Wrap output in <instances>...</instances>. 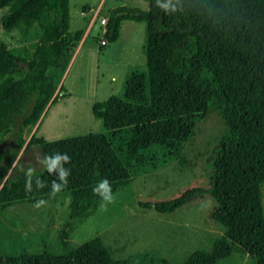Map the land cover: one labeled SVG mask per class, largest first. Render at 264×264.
Wrapping results in <instances>:
<instances>
[{
    "label": "trees",
    "instance_id": "trees-1",
    "mask_svg": "<svg viewBox=\"0 0 264 264\" xmlns=\"http://www.w3.org/2000/svg\"><path fill=\"white\" fill-rule=\"evenodd\" d=\"M145 1L146 10L117 7L106 20L107 42L118 38L123 19L146 23L147 70H132L121 95L92 104L104 130L55 140L33 135L23 149V130L57 99L56 77L49 70L67 67L81 31L69 32V0H0L2 28L35 26L37 34L26 53L0 42V210L53 201L68 192L69 219L82 216L101 199L93 192L100 181H129L149 164L156 167L160 158H173L215 109L226 132L212 160L208 192L215 201L211 217L224 233L209 250L191 251L182 264H216L235 250L264 264V0ZM121 11L127 14L118 15ZM21 65L25 71L17 75ZM31 147L38 148L41 161L57 153L71 158L64 164L70 169L67 185L54 197L51 185L60 183L59 172L25 164L20 153ZM29 168L34 169L31 191L25 188ZM37 179L43 188L36 187ZM194 194L157 205L171 208ZM0 264L125 261L114 259L94 238L62 254L0 256ZM161 264L170 263L162 259Z\"/></svg>",
    "mask_w": 264,
    "mask_h": 264
},
{
    "label": "rangeland",
    "instance_id": "rangeland-1",
    "mask_svg": "<svg viewBox=\"0 0 264 264\" xmlns=\"http://www.w3.org/2000/svg\"><path fill=\"white\" fill-rule=\"evenodd\" d=\"M95 1L91 15L100 6V0ZM105 8L103 5L101 12ZM2 13L1 9L0 17ZM99 26L97 22L87 39L91 47L99 42ZM77 28L74 20L69 32ZM36 37L35 26L23 25L14 30L0 26V42L18 53L31 51ZM111 45L108 43L107 47ZM99 53L84 49L65 82L67 67L49 70L56 77L57 99L55 102L51 99L35 125L23 130V149L33 135L55 140L104 130L101 119L91 112V86L99 78V72L115 71L119 66L110 65L112 56L101 60ZM24 71L21 65L17 75ZM122 91L115 94L121 95ZM225 132L224 120L217 110L211 109L173 158H160L156 167L149 164L145 173L112 184L115 202L108 204L106 210L101 207L104 202L100 199L82 216L69 219L68 192L61 193L56 200L45 201L41 207L22 202L0 210V256L43 251L62 254L94 238L114 259L124 260L125 264H161L162 259L170 264H182L191 251L209 250L213 241L224 233L222 225L211 217L215 201L208 190L212 182V160ZM20 156L25 164L32 163L42 171L38 148L21 151ZM193 191L196 194L171 208L157 205ZM260 192L264 212V183ZM216 264L257 263L249 254L235 250Z\"/></svg>",
    "mask_w": 264,
    "mask_h": 264
},
{
    "label": "crops",
    "instance_id": "crops-1",
    "mask_svg": "<svg viewBox=\"0 0 264 264\" xmlns=\"http://www.w3.org/2000/svg\"><path fill=\"white\" fill-rule=\"evenodd\" d=\"M72 2H74V4H72ZM96 3L95 0H69L70 26L75 20V23L78 26L76 31H81V36L77 46L71 52V57L64 77L65 82L72 72L77 59L81 56L82 51L84 52V49L87 51L94 50L100 52L99 57L101 60L107 56H112L110 65H118L119 68L115 71H108V73H105L106 71L99 72V78L96 79L94 85L91 86V104L106 99L108 96L115 94V91H122L126 78L132 70H139L142 72L147 70L145 53L147 33L146 23L144 21L123 19L121 21L118 38L114 42H107V44L112 43V45L107 47V44H100L101 36H103L105 31L101 19H107L111 10L121 6L137 7L146 10L148 8L147 2L145 0H104L101 2L100 0L98 4L100 6L95 8L94 13L91 15L90 12L92 11V7H94ZM81 5L87 8L83 9ZM103 5H105L106 8L105 11L101 12ZM82 22L84 24H81ZM97 22L100 24L98 32L101 30V35L99 42L94 47H91V43H88L87 39L90 38L91 32ZM66 94H70L69 90L68 92L66 91Z\"/></svg>",
    "mask_w": 264,
    "mask_h": 264
},
{
    "label": "clouds",
    "instance_id": "clouds-1",
    "mask_svg": "<svg viewBox=\"0 0 264 264\" xmlns=\"http://www.w3.org/2000/svg\"><path fill=\"white\" fill-rule=\"evenodd\" d=\"M162 7H164L162 5ZM70 157L67 154H59L57 153L55 156H50L46 157L44 160L40 161V163L46 165V170L49 173H52L54 171L59 172V181L60 183H56L55 181L52 182L51 185V192L50 196L54 197L56 194L61 192L62 188L67 185L68 182V176L70 175V169H66L64 167V164L70 162ZM33 172L34 169L29 168L27 173H26V184L25 188L27 191L32 190V178H33ZM45 185L40 181V179L36 180V187L43 188ZM93 192L96 195H99L104 202L101 207L104 208L105 210L107 209L108 204H112L115 202V196L113 194L111 185L107 179L100 181L94 188ZM46 202L43 200L37 201L36 204L34 205L35 207H41L44 205Z\"/></svg>",
    "mask_w": 264,
    "mask_h": 264
},
{
    "label": "built area",
    "instance_id": "built-area-1",
    "mask_svg": "<svg viewBox=\"0 0 264 264\" xmlns=\"http://www.w3.org/2000/svg\"><path fill=\"white\" fill-rule=\"evenodd\" d=\"M106 20H107L106 18L101 19V23H102V25L104 26V29H105V25H106ZM100 44H101V45H106V44H107L106 39L103 38L102 36H101V39H100Z\"/></svg>",
    "mask_w": 264,
    "mask_h": 264
},
{
    "label": "water",
    "instance_id": "water-1",
    "mask_svg": "<svg viewBox=\"0 0 264 264\" xmlns=\"http://www.w3.org/2000/svg\"><path fill=\"white\" fill-rule=\"evenodd\" d=\"M118 15H123V14H127V11H121L117 13ZM40 119V118H39Z\"/></svg>",
    "mask_w": 264,
    "mask_h": 264
}]
</instances>
